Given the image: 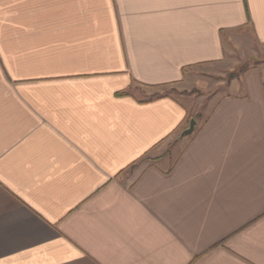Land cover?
<instances>
[{
	"label": "crops",
	"instance_id": "obj_1",
	"mask_svg": "<svg viewBox=\"0 0 264 264\" xmlns=\"http://www.w3.org/2000/svg\"><path fill=\"white\" fill-rule=\"evenodd\" d=\"M231 45L264 0H0V264H264V68L139 94Z\"/></svg>",
	"mask_w": 264,
	"mask_h": 264
},
{
	"label": "rangeland",
	"instance_id": "obj_2",
	"mask_svg": "<svg viewBox=\"0 0 264 264\" xmlns=\"http://www.w3.org/2000/svg\"><path fill=\"white\" fill-rule=\"evenodd\" d=\"M231 50V55L221 65L191 69L184 77V81L178 85L158 90H144L139 94H142V98L153 97L149 95L151 93L168 95L193 109L192 112L196 113L198 122L202 123L217 97L225 91V84L241 74L240 69H249L252 66L264 68L262 55L248 56L254 53L251 48L231 45Z\"/></svg>",
	"mask_w": 264,
	"mask_h": 264
},
{
	"label": "water",
	"instance_id": "obj_3",
	"mask_svg": "<svg viewBox=\"0 0 264 264\" xmlns=\"http://www.w3.org/2000/svg\"><path fill=\"white\" fill-rule=\"evenodd\" d=\"M195 123L196 122L194 120H191L189 123V127L185 131L182 132L181 137L191 134L194 130Z\"/></svg>",
	"mask_w": 264,
	"mask_h": 264
},
{
	"label": "trees",
	"instance_id": "obj_4",
	"mask_svg": "<svg viewBox=\"0 0 264 264\" xmlns=\"http://www.w3.org/2000/svg\"><path fill=\"white\" fill-rule=\"evenodd\" d=\"M247 69H240V73H243L244 71H246ZM156 98H159V97H163V96H160V95H156L155 96Z\"/></svg>",
	"mask_w": 264,
	"mask_h": 264
}]
</instances>
